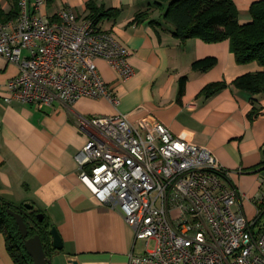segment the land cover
Listing matches in <instances>:
<instances>
[{"label": "crops", "instance_id": "0c3cea01", "mask_svg": "<svg viewBox=\"0 0 264 264\" xmlns=\"http://www.w3.org/2000/svg\"><path fill=\"white\" fill-rule=\"evenodd\" d=\"M90 1L57 0L52 7H44L43 13L55 17L72 9L86 19ZM93 1L120 11L116 20H106L101 27L132 52L129 62L135 75L122 81L111 65L97 60L102 78L117 92V107L103 99L83 98L73 106L57 101L41 110L4 101V86L20 70L0 56V196L16 207L33 205L48 217L64 243L62 253L52 257L53 264H130L132 254L144 255V244L139 246L142 241H136L135 231L124 217L101 203L81 182L76 161L87 142L79 124L121 112L135 125L155 120L177 138L209 148L240 193L238 209L254 220L256 200L264 198V96L234 88L210 99L199 95L210 84L231 85L241 76L264 71V67L238 64L229 41L182 42L173 36V28L159 11L150 20L133 24L136 15L147 11L153 0ZM258 1L234 0L241 24L252 21L250 9ZM0 8L6 15L15 10L12 0H0ZM151 21H160L162 27L152 26ZM209 57L218 59L216 67L204 73L193 70L196 61ZM184 77L188 82L180 97ZM254 107L259 114L252 120ZM0 264H15L2 235Z\"/></svg>", "mask_w": 264, "mask_h": 264}, {"label": "built area", "instance_id": "2783aa9c", "mask_svg": "<svg viewBox=\"0 0 264 264\" xmlns=\"http://www.w3.org/2000/svg\"><path fill=\"white\" fill-rule=\"evenodd\" d=\"M46 6L20 0L18 17L0 21V56L20 70L4 86V101L43 110L92 98L117 107L96 62L126 81L135 75L132 52L93 20L72 9L50 17ZM78 128L87 136L76 156L81 182L144 243V255L132 254L130 264H264V198L256 200L254 220L238 209L240 193L209 148L155 120L135 125L121 112Z\"/></svg>", "mask_w": 264, "mask_h": 264}, {"label": "trees", "instance_id": "16d2710c", "mask_svg": "<svg viewBox=\"0 0 264 264\" xmlns=\"http://www.w3.org/2000/svg\"><path fill=\"white\" fill-rule=\"evenodd\" d=\"M15 10L6 15L0 8V21L7 22L19 15V1L12 0ZM57 0H46L47 6L52 7ZM89 12L87 18L101 25L106 20H116L119 10L107 9L91 0L87 4ZM162 14L165 23L173 28V36L182 42L191 39H201L208 44L224 41L230 42V48L236 61L240 65L257 63L264 67V0L252 4L250 13L252 21L241 24L238 7L234 0H153L149 9L136 15L133 24H142L150 19L155 12ZM154 27H162L160 21H151ZM218 65V59L209 57L196 61L192 68L195 72H208ZM188 78L180 81L179 95L185 94ZM247 92L253 96H264V71L250 73L237 78L231 85L224 82L213 83L206 86L199 98L210 99L216 94L229 89ZM255 105V101H253ZM259 114L254 107L250 113L253 120ZM11 208L18 212H26L25 222L29 228V237L39 235L42 239L48 258L56 254L52 246L50 220L40 211L27 210L24 206L16 207L0 196V235L4 236L7 249L15 264H33V259L25 249V240L19 230L16 219L8 213ZM44 215L39 221L38 215Z\"/></svg>", "mask_w": 264, "mask_h": 264}, {"label": "water", "instance_id": "95a60500", "mask_svg": "<svg viewBox=\"0 0 264 264\" xmlns=\"http://www.w3.org/2000/svg\"><path fill=\"white\" fill-rule=\"evenodd\" d=\"M27 210H33L34 206L27 204L24 206ZM8 213L16 219V222L19 226V230L22 234V237L25 240V249L27 253L33 259V264H53L52 259L48 258L42 239L39 235L34 237H29V228L27 223L25 222V214L26 212H22V210L15 211L11 208L8 209ZM39 221H43L44 215H38ZM52 237V246L56 251V254H61L64 249V243L62 237L56 228L51 230ZM70 264H79L77 261H71Z\"/></svg>", "mask_w": 264, "mask_h": 264}, {"label": "rangeland", "instance_id": "374dc122", "mask_svg": "<svg viewBox=\"0 0 264 264\" xmlns=\"http://www.w3.org/2000/svg\"><path fill=\"white\" fill-rule=\"evenodd\" d=\"M101 26H102V24H101ZM25 205H27V204H25ZM18 207H20V206H18ZM263 222H264V220H263ZM143 244H144V243H143V242H141L139 246H140V247H142V246H143ZM151 247H154V243L151 245Z\"/></svg>", "mask_w": 264, "mask_h": 264}]
</instances>
